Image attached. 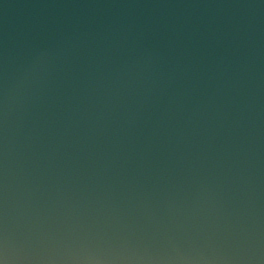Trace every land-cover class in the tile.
Returning <instances> with one entry per match:
<instances>
[{
    "label": "clouds",
    "instance_id": "obj_1",
    "mask_svg": "<svg viewBox=\"0 0 264 264\" xmlns=\"http://www.w3.org/2000/svg\"><path fill=\"white\" fill-rule=\"evenodd\" d=\"M0 264H264V0H0Z\"/></svg>",
    "mask_w": 264,
    "mask_h": 264
}]
</instances>
